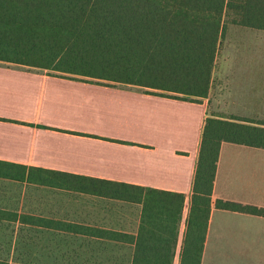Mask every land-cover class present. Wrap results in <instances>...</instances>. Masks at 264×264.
Returning <instances> with one entry per match:
<instances>
[{
    "label": "trees",
    "instance_id": "trees-1",
    "mask_svg": "<svg viewBox=\"0 0 264 264\" xmlns=\"http://www.w3.org/2000/svg\"><path fill=\"white\" fill-rule=\"evenodd\" d=\"M230 25L264 30V0H0V60L198 101ZM224 141L264 148V121L206 118L180 264H201ZM3 181L17 191L0 189V264H173L184 193L0 160ZM36 188L139 204L137 232L61 213ZM215 205L264 216L257 205Z\"/></svg>",
    "mask_w": 264,
    "mask_h": 264
},
{
    "label": "crops",
    "instance_id": "crops-1",
    "mask_svg": "<svg viewBox=\"0 0 264 264\" xmlns=\"http://www.w3.org/2000/svg\"><path fill=\"white\" fill-rule=\"evenodd\" d=\"M251 30L228 27L209 93L198 101L0 60V160L184 193L173 260L180 264L206 118L264 121V42L250 39ZM223 45L229 65L218 66ZM36 189L61 213L111 217L117 231L126 222L137 232L139 204ZM219 198L264 207L263 147L222 143L201 264H264V216L218 209Z\"/></svg>",
    "mask_w": 264,
    "mask_h": 264
},
{
    "label": "rangeland",
    "instance_id": "rangeland-1",
    "mask_svg": "<svg viewBox=\"0 0 264 264\" xmlns=\"http://www.w3.org/2000/svg\"><path fill=\"white\" fill-rule=\"evenodd\" d=\"M249 29H252L255 33H253V31L251 30V31H249L248 33H246V35H250V39H255V38H257V36L259 37V39H255L254 41L256 42V43H260V44H262V42H264V31H257V29H254V28H249ZM257 34V35H256ZM229 39L226 37L225 39H224V41H223V43L222 44H224L225 42H227ZM225 45H223L222 46V49H221V53H220V56H219V60H218V66H225V65H229L227 62H226V60H225V56H222V55H224L225 54V47H224ZM222 50H223V52H222ZM221 56H222V58H221ZM221 58V59H220ZM221 61V62H220ZM0 189H3V190H5V191H9V192H11V195H13V193H15L16 191H17V186H11V185H9L8 184V182H5V181H3V182H0ZM11 190V191H10ZM48 200V199H47ZM47 200H45L44 199V197L42 198V201H47ZM25 201H28L27 199L25 200ZM37 203H39V202H37ZM49 236H51V235H49ZM48 236V237H49ZM45 242L46 241H44L43 242V244H45Z\"/></svg>",
    "mask_w": 264,
    "mask_h": 264
}]
</instances>
